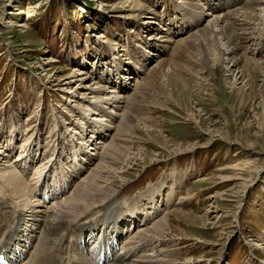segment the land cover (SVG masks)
I'll return each mask as SVG.
<instances>
[{
  "label": "rangeland",
  "instance_id": "374dc122",
  "mask_svg": "<svg viewBox=\"0 0 264 264\" xmlns=\"http://www.w3.org/2000/svg\"><path fill=\"white\" fill-rule=\"evenodd\" d=\"M191 1L204 3L0 0V174L14 169L28 188L12 195L0 180L11 211L0 227L15 223V211L26 219L31 209L41 219L79 212L82 201H63L113 144L122 148L100 174L116 187L100 180L88 197L97 209L110 193L125 218L135 210V227H114L129 261L264 264V0L257 18L233 23V53L200 35L176 54L180 39L226 11L204 5L201 16L182 15ZM127 114L131 129L119 132ZM163 217L170 226L159 234L153 225Z\"/></svg>",
  "mask_w": 264,
  "mask_h": 264
},
{
  "label": "bare ground",
  "instance_id": "6f19581e",
  "mask_svg": "<svg viewBox=\"0 0 264 264\" xmlns=\"http://www.w3.org/2000/svg\"><path fill=\"white\" fill-rule=\"evenodd\" d=\"M214 1H217V2L214 3ZM234 1H238V3H237L238 5H240V2H242L241 0H204V3L202 5H198L197 2H192V1L191 2H184L183 4H186V6L183 8L184 11H183L182 15L192 14L193 16H196V15L201 16L202 15L201 9L204 8L203 7L204 5L208 6L209 9H219V7L221 6V8L226 9V11L224 12V14L222 16L215 18L212 21V24L210 27L204 26L203 28L199 29V31H197V33L195 32L196 34L195 33L191 34L188 39L187 38L180 39L174 48L175 50L173 49L174 52L176 54H179L181 52H186V49L189 46L188 40H190L191 38L194 37V40L197 41L200 39L199 36L202 35L204 38L207 36H214L215 39L220 38L221 40H223V42L226 41L225 43L228 44V45H226V48L227 49L229 48V49L223 50V53H226V54L227 53L228 54L233 53V50L236 49L235 47H238L234 43V39H235L234 38L235 37L234 25L235 24H233V23L235 21H237L236 23L240 22V19H239L240 17H242L241 19L245 22H246V19H248V18H250V20H251L252 19L251 17H253V16H256V18H257V15L252 11H253V9H255L254 7L256 5H259L260 3H262L261 0H245V4H243L242 6L237 7L236 5H234L233 7H237V8L231 9L232 8L231 3ZM248 9L251 12H247ZM182 17H184V16H182ZM253 18L255 19V17H253ZM194 40L192 42H194ZM186 45H187V47H186ZM193 45H195V44H193ZM231 45H233L232 50L230 48ZM106 81L109 82L110 80L107 79ZM112 82H114V81L112 80ZM139 83L142 84L140 81H139ZM117 87H118L119 91L126 90V85H122L119 83L117 85ZM97 89L98 90H104V89H102L101 86H98ZM108 99H110V98L107 97V100ZM125 116H126L125 122L121 121V123L118 127V131L119 132L123 131V133H124V131H129L131 129V123L130 122H131L132 116L130 114H127ZM95 132H97V130ZM121 148L122 147H120L118 145H113V144L107 146L105 149L106 150L105 152H107L108 150L109 151L106 154L104 153L106 156H103V154H102V156H103V157L101 156L102 160L96 165V170L92 171V173L87 178H85V181H83V184L81 183V185H79V187L76 188L75 191H73L72 195L69 198H67L65 201L62 200L63 202H69V203H71L72 200H74V202H77V201L81 202L82 201L83 202V204L81 206L82 208L79 212H75L74 210H70L69 213H66V214L61 213L60 215L54 216V217L49 215V217H47L45 219H41L40 210L31 209L30 210V216L27 217V219H26V217L22 218L20 216V211H15L16 218H15L14 225H5V227H3V228L0 227V233L4 231L2 234H0L1 235L0 236V253L1 252L6 253V252L13 251V250L16 252V249H17L16 246H18V247L21 246L23 242L25 244L23 245L22 249H24L25 252H28V250H26V246H25L26 243L29 242V244H30V242L32 243V242H36V240H38V243H37V245H35V249H34L33 253L32 254L30 253L31 256L29 258V261L26 264H96L88 256H85V252H84L86 249V246L88 245L87 240L89 238H92V234H94L96 231L97 232L99 231V233H101V235L99 237H97V233H96L95 237H97V238H95V240H97V242L99 243L98 245L100 247H103V249L105 251H107V249L111 250L114 247L113 246L114 240H117L118 243H120V240H121L119 237L120 234L118 235V231L120 229L119 230L115 229L114 228L115 225L121 226V228H122V226L127 225L126 230L128 231L129 230L128 228L132 224H133L132 226L135 227V223H136V219H135L136 214L135 215L133 214V212H135V210H132L135 207V205L130 204V206H129V210L130 211L132 210L130 212L132 217L130 216V217L125 218V216H120V214H118L119 216L117 215V212H118L117 209L119 208V204L114 203V201H113L114 197L110 198V195H109L110 193L107 195H105L106 193L104 195H102V194L99 195V197H98L99 201H95V203H98L97 205H99V206H97V209L95 208L96 206H94L92 203V201L94 199L90 200L88 197L89 196V190H90V192L94 191V190L95 191L101 190V189L97 188V186H98L97 183L100 180H101L100 182H103V183H105V181H106V184H109L110 186H112L111 188L116 187L115 186L116 181L105 179V178H103V176L100 173H102V171L104 169V165H106L109 162V161H107L108 160L107 158H111V159L115 160L116 159L115 157H116V155L119 154V151ZM21 175L18 172H15L14 169H8L6 172H2L0 174V180H3L5 184L7 183V185L10 188H12L11 189L12 191L10 190L9 194L10 193L12 195H14V194L19 195L20 194V196H23L21 194H24L25 188L28 190L27 185H26L27 182L24 183L22 181ZM25 181H27V180H25ZM29 181L30 180H28V182ZM1 182L2 181H0V184H1ZM64 185H65V183H64ZM28 187H29V185H28ZM82 187H84V188H82ZM159 188L160 187L157 186L155 190L159 191L158 190ZM155 190L153 189V191H152V189H151L149 191V194H147V196H150V201L149 202L147 201V203H151L154 201ZM53 193H54V191H53ZM157 195H159V194H157ZM150 206H152V205L150 204ZM92 207L95 208L94 210H98L96 213L97 215L94 216V218H92L94 210H89V209H93ZM138 207H139V205H138ZM142 207H143L142 211H143V209L147 210V208L144 207V205H142ZM6 208L7 207L5 206L3 201L2 202L0 201V220H3L4 222L9 220L8 219L9 215H10L9 213L11 212V211H7ZM84 209L86 211L85 213H88L87 212L88 210L90 211L88 213V215H86V216H84V214H85L84 212L83 213L81 212ZM123 211H125V210H123ZM71 213H77V214H75V216L73 217V216H70ZM81 213H82V215L79 216V214H81ZM149 215H151V214H149ZM10 217H11V215H10ZM71 217H73V218H71ZM87 217H88V219H86ZM127 219L130 220L127 222L128 224H126ZM140 221L142 222V220H140ZM143 224H145V223H143ZM22 226H24V227L22 228ZM165 226H168V227L170 226L169 223H167L165 221V217H163V219L161 218L158 221H155V224L153 225L154 230L156 232H158L159 234L163 233V228ZM39 229H41V233H42V236L40 238H39V236L36 235V233H38L37 230H39ZM146 230H147L146 233H148L149 229H146ZM69 232H73V234H74V240L72 243H70L69 239L67 238V234ZM142 233H143V231H142ZM160 236H162V235H160ZM100 238H102V239H100ZM139 238H140V236H139ZM81 239H82V241H85V242L81 243ZM73 245L75 246V249L72 248ZM126 250H128V249H126ZM117 251H118L117 249L114 250L112 258L108 262H105L104 264H150V262H148V261H147L148 263L146 261L141 262V261H136L133 259L131 261H129L130 260L129 257H125V255H122L121 252H117ZM107 255L109 257V254H107ZM105 258H106V256H105Z\"/></svg>",
  "mask_w": 264,
  "mask_h": 264
}]
</instances>
